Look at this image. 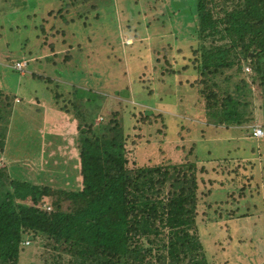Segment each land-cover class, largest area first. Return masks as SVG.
Instances as JSON below:
<instances>
[{
    "label": "rangeland",
    "instance_id": "1",
    "mask_svg": "<svg viewBox=\"0 0 264 264\" xmlns=\"http://www.w3.org/2000/svg\"><path fill=\"white\" fill-rule=\"evenodd\" d=\"M73 1L77 3V11H89L87 22H91L90 26L88 23L84 25V21L80 18L69 26L79 42L82 43L81 36L90 37L89 44L82 52V56L87 57V68L82 63L77 67L75 61L79 58L72 50L64 48L57 50L56 55L60 56V59H55L51 52L45 51L46 53L42 54L41 45L38 49L40 42L38 36L40 37L41 33L37 26L42 24L43 18H47V11L63 7L66 0H0V90L14 95L19 100L18 103L13 104L10 113L11 128L3 151L6 161L12 164L10 168L16 170L15 167L21 168L25 163L24 170L27 171L28 179L32 181L37 182L39 176L35 174L41 172L42 175L39 174L41 185L62 189L77 187L78 182L70 166V161L76 153L72 154L70 150L73 149L76 141H79L80 135L77 134L76 138V134H72L70 141L67 138L58 141L50 130L46 138L47 127L44 128V124L50 125L51 114L60 112L59 109L54 108L57 94L67 95L68 99L73 93V102L77 108L84 114L85 110L90 112L89 116L86 115L83 119L84 125L90 124L89 118L101 116V125L97 128L101 133H105L108 127H114V130L117 128L119 136L130 135L136 138L138 135L152 142L147 148L143 144L137 145L134 152L127 145L129 141L123 144L118 139L112 138L116 133L112 131L106 136L112 135L107 139L109 142L115 141L116 144H108L107 149L104 150L106 145L101 141V144L91 143L92 138L90 139L86 134L87 127L83 133L89 139L84 144L86 146L80 149L85 150L87 154L95 150V154L102 156L105 168H108L112 174L123 165L126 152L119 146L121 143L126 147L129 162L136 159L139 162L137 164L147 167L171 160L175 163L181 162L185 158V152L191 149L189 143H196L198 146L195 147V158L202 160L197 162V168L198 170L204 168V172L197 174L199 181L197 233L200 234L199 239L206 260L209 264H264V235L254 238L251 227L255 231L256 224L253 225L254 220H249L254 216L264 217V180L258 182L263 176L264 158H261L257 151L251 154L255 142L247 141L249 136L245 134L252 128L264 129V85H259V81L253 79V71L250 66L245 65L243 67L245 73H241V79L249 86L247 91L250 93L245 91L248 94L246 99L234 93V83L232 85L229 82L226 86L229 95L239 103L238 109L243 119L250 120L242 126H221L219 132L222 134L217 139L209 138L214 134L212 125L214 126L213 123H216L214 121L220 116L219 114L205 116V100L199 94V89L204 86L190 85L202 77L195 70L196 60H193L194 57L188 53L192 49L190 44L193 42L188 33L195 22L192 18L190 20L187 13L180 15L176 8H171V3L180 0ZM185 1L182 8L184 11L188 9ZM95 15H98V19H93ZM74 17L76 18V15ZM166 20H170V30L173 29V33L164 25ZM149 28L154 29L153 34L155 29H160L159 36H156L157 40H151L153 36L147 34ZM54 29L55 27L52 28L53 35L58 31ZM126 29L131 30L132 35L139 37L138 40L148 41L146 52L149 53V76H145L148 72L139 70V75L143 74L142 81H137L139 83L134 79L138 76L135 68L140 67L128 62L129 56L124 51V47L122 46L121 56L110 48L111 45L118 43L117 40L131 36ZM141 29L146 31L142 32ZM179 34L182 36L181 39L177 38ZM56 37L57 41L62 38L60 35ZM174 37L176 46L171 45ZM123 41L125 45L133 46L131 50L135 51L133 53L135 56L140 55L141 45L135 44L133 39ZM67 54L74 58L67 61L72 63H60L65 61ZM132 58L134 59V56ZM18 60L27 63L23 74L12 69L13 64ZM224 98V95H220L219 100ZM241 102L243 106L247 104L246 109L242 107ZM58 108H61V105L58 104ZM67 114L73 115L71 107L63 117L66 118ZM174 126L177 129L171 132ZM63 141H66L65 148ZM223 142L226 145L217 149L216 144ZM141 146L143 148H139ZM43 149H46V153L42 152ZM230 156L231 158L227 160H213L215 157ZM234 157L241 159L238 162ZM36 158H40L38 162ZM250 162L252 168L249 169ZM57 163H61L64 168H56ZM236 164H241L239 168L243 167L250 192L249 189H238L237 192H233V189L229 191L226 188L230 187L226 185L230 183L229 179L235 178V173L232 172L236 170ZM37 165L44 166L43 171L38 169L37 173ZM66 167L69 171L64 173ZM251 179L252 181L249 182ZM120 181L118 179L112 184L110 192L108 191L110 195L117 194ZM227 191L229 192L226 193ZM255 192L259 194L257 198L254 196ZM220 199L224 203L223 208ZM230 200L235 205H230ZM247 201H250V209L245 210L243 206ZM252 204L256 205L253 209H251ZM221 209L223 217L219 218ZM245 215L250 217L245 219ZM29 242V246H25L22 250L23 253L37 245L32 241ZM33 250V257H23L22 263L53 264L55 261L51 251L42 247Z\"/></svg>",
    "mask_w": 264,
    "mask_h": 264
},
{
    "label": "trees",
    "instance_id": "2",
    "mask_svg": "<svg viewBox=\"0 0 264 264\" xmlns=\"http://www.w3.org/2000/svg\"><path fill=\"white\" fill-rule=\"evenodd\" d=\"M66 1L63 7L47 11V18H43L42 24L37 26L41 33V36H38L40 38L38 49L41 45V53L51 52L55 59H60V56L56 55L57 50H62L61 48L72 50L79 58L75 61L77 67L82 63L87 68V57L86 55L83 57L82 52L89 44L90 37L81 36L82 43L79 42L69 26L78 18L84 21V25L88 23L90 26L91 22H87L89 11L79 12L76 9L77 3L73 0ZM183 1L185 0L171 3V8H176L180 15L187 13L190 20L192 18L195 22L188 33L193 40L190 44L192 49L190 50L189 46L187 48L191 51L188 53L194 57L193 60H196L195 70L202 79L195 80L190 85L204 86L199 89V94L205 100V116L219 114L220 117H217L211 128L214 134L211 137L206 134L209 138L217 139L222 134L219 132L221 126H242L250 120L243 119L238 109L239 103L229 95L226 85L229 82L232 85L234 83V93L246 99L248 95L246 92L250 93L247 91L249 86L241 79L245 73L243 68L245 65L250 66L253 71V79L259 81V85H264V0H186L188 7L186 11L182 10ZM93 10H96L95 6ZM167 15L170 16V13ZM93 19H98V15ZM164 25L172 32L170 20H166ZM53 27L54 30H58L54 35ZM159 30L155 29L153 34V28L147 29V34L153 36L151 40H157ZM128 33L131 36L117 40L118 43L111 45L110 48L121 56L122 46L124 47L128 54L125 53L129 56L128 62L140 67L135 68L138 76L134 80L141 82L143 74L139 75V70L148 72L145 76H149V53L146 52L148 41L138 40L139 37L132 35L131 30H128ZM57 35L62 37L58 41ZM177 38L181 39L182 36L179 34ZM125 39H133L135 44L141 45L138 57L133 54L135 51L131 50L133 46L124 44ZM175 40L174 37L172 46H176ZM73 59L67 54L65 61L60 63L70 64L72 62L67 61ZM183 85L184 82L181 86ZM220 95H224L225 98L219 100ZM66 96L57 94L56 101L61 105L59 110L68 113L70 107L74 106V94L72 93L68 99ZM15 99L14 95L0 90V157L5 149L10 113ZM246 106V103L244 106L242 104L244 109ZM89 113L85 110V115L89 116ZM95 117L89 118L88 126H83L85 130L88 127L86 134L92 138L91 143L98 144L101 141L106 145L104 147L106 150L108 144H116L112 143L113 141L109 142L106 135L117 128L114 130V127H108L105 133H101L97 129L101 123L95 124L97 118ZM171 122L174 125V122ZM176 129L174 126L170 131ZM252 133L253 128L245 132L246 136H249L247 141L255 142L251 154L257 151V154L260 153L258 155L264 158V143L261 144L264 142V131L260 139L253 138ZM126 136L122 137V143L126 144L129 141L127 145L134 152L137 145L143 144L147 148L152 144L149 139L138 135L136 138ZM88 137L83 146H86L84 144ZM113 138L117 137L113 135ZM225 142L216 144L217 149L226 145ZM122 143L119 146L126 152L123 165L114 174L105 168L102 156L95 154V150L87 154L85 150L80 149L82 185L81 189L74 191L37 184L28 179L27 171L23 168L10 173L6 163H1L0 160V264H25L22 263L24 258L26 256L32 258L33 249L38 247L55 255L52 256L55 259L53 264H209L199 239L200 234L197 233L199 207L197 174L204 172V168L200 170L197 168V162L202 161L195 158V147L198 145L194 142L189 143L191 149L185 152V158L181 162L175 163L171 160L147 167L137 164L139 162L136 159L129 162L126 147ZM227 158L231 156L215 157L213 160ZM234 159L239 162L241 158ZM249 164L250 169L252 164L251 162ZM239 165L241 164H236V170L232 172L235 173V178L229 179L230 183L226 185L230 187L226 188L229 191L233 189V192H237L238 189H249L250 192L244 169L239 168ZM246 169L248 171V168ZM262 170L263 176L259 178V183L264 180V165ZM118 179L121 181L117 187V194L110 195L109 190ZM251 181L252 179L249 180ZM254 196L257 198L259 194L255 192ZM229 204L232 205L233 202L230 200ZM255 206L252 204L251 209ZM223 207L224 203L221 208ZM243 207L245 210L250 209V201ZM235 211L238 212V209ZM222 213L221 209L219 218L223 217ZM249 217L250 215H245V219ZM249 220H254L253 225L256 224L255 231L251 227L252 236L262 237L264 217L254 216ZM25 241H32L37 245L23 253Z\"/></svg>",
    "mask_w": 264,
    "mask_h": 264
},
{
    "label": "crops",
    "instance_id": "3",
    "mask_svg": "<svg viewBox=\"0 0 264 264\" xmlns=\"http://www.w3.org/2000/svg\"><path fill=\"white\" fill-rule=\"evenodd\" d=\"M51 54H53V53H51ZM15 102L16 103H18L19 102V100L16 98L15 99ZM16 103H14V104H16ZM54 103H56V107H54V108H57V109H59L58 108V102L56 101V102H54ZM72 109H74L73 110V115H70V114H67L68 116H66V118H64L63 117V114L65 113H62L61 111L60 112H58V113H55L54 115L53 114H51V117H52V120H50V125H48V124H44V128L45 127H47V128H45V131L47 132V137L46 138H48V133H49V130H50V132H51V134L53 135V136H55L56 137V139L58 140V141H61V140H64V139H68L69 141L71 140V135L73 134H76V138H77V134H79L80 135V137H79V141L77 142L76 141V143H75V146L73 147V149L72 150H70V152L73 154V153H76V155H75V157H73L72 158V161H70V166L72 167V169H73V171H74V175H75V179H76V181L78 182V184H77V187L76 188H74V189H70V190H78V189H81V185H82V177H81V166H80V157H79V152H80V148H82V144H83V141H85L86 139H84V138H87L86 137V135H84V133L83 132H85L84 130H85V128H84V124H83V119L86 117V115L83 113V111L82 110H80V109H78L77 108V106H76V104L74 103V106H73V108L71 107V110ZM97 118H101V116H96ZM95 117V118H96ZM41 126H43V125H41ZM48 126H50V127H48ZM81 127H83V128H81ZM10 128H11V126L9 125V128H8V133H9V130H10ZM67 129V130H66ZM69 129V130H68ZM82 131V132H81ZM8 133H7V136H8ZM81 133H82V135H83V137H82V135H81ZM107 135H109V134H107ZM117 138L116 139H118L119 141H121L122 142V136H119V133H118V130H116V133L114 134ZM112 136V135H111ZM111 136H106V138H111ZM113 138V137H112ZM108 141H109V139H107ZM240 140V139H239ZM247 140V139H246ZM258 141V140H257ZM44 142H46V141H44ZM65 142L66 141H63V146H64V148H65ZM112 142V141H111ZM79 143V144H78ZM112 143H115V141H113ZM5 147V146H4ZM5 150V149H4ZM43 153H46V149H43V151H42ZM37 159V162H38V159H40V158H36ZM0 160H1V163H6V165L8 166V168H9V171H10V173L12 172V171H14V170H12L13 168H10V166H12V164L10 163V162H7L6 161V159H5V157H4V154L0 157ZM57 161V160H56ZM65 163V162H64ZM38 164V163H37ZM53 164H54V162H53ZM25 163L24 164H22V166H21V168H23L24 169V167H25ZM46 166V165H45ZM55 167L56 168H60V169H63L64 168V166L61 164V163H57L56 165H55ZM15 169L17 170V171H19V169L20 168H18V167H15ZM38 169H40L41 171H43V169H44V166H40V167H38V165H37V173H38ZM35 171V172H36ZM69 170L67 169V167L65 168V170H64V173L65 172H68ZM39 174L40 175H42V173L41 172H39ZM39 174H35V175H38L39 177H38V179H37V184H41L40 182H39V178H40V175ZM67 189H69V188H67Z\"/></svg>",
    "mask_w": 264,
    "mask_h": 264
},
{
    "label": "built area",
    "instance_id": "4",
    "mask_svg": "<svg viewBox=\"0 0 264 264\" xmlns=\"http://www.w3.org/2000/svg\"><path fill=\"white\" fill-rule=\"evenodd\" d=\"M27 66V63L25 61L16 62L13 64L12 68L23 74L25 67ZM101 121V118L95 119V124H98ZM253 138L260 139L263 137V131L260 127L254 128L252 133ZM29 244L28 241H25L23 243L24 246H27Z\"/></svg>",
    "mask_w": 264,
    "mask_h": 264
},
{
    "label": "clouds",
    "instance_id": "5",
    "mask_svg": "<svg viewBox=\"0 0 264 264\" xmlns=\"http://www.w3.org/2000/svg\"><path fill=\"white\" fill-rule=\"evenodd\" d=\"M97 119V118H96ZM102 121V120H101ZM254 129V128H253ZM262 129V128H261ZM262 131H264L263 129H262Z\"/></svg>",
    "mask_w": 264,
    "mask_h": 264
}]
</instances>
